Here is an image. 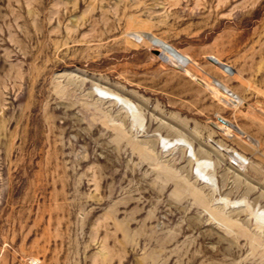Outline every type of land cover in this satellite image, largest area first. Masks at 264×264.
<instances>
[{
	"label": "rangeland",
	"instance_id": "rangeland-1",
	"mask_svg": "<svg viewBox=\"0 0 264 264\" xmlns=\"http://www.w3.org/2000/svg\"><path fill=\"white\" fill-rule=\"evenodd\" d=\"M263 212L264 0H0V264H264Z\"/></svg>",
	"mask_w": 264,
	"mask_h": 264
},
{
	"label": "bare ground",
	"instance_id": "bare-ground-1",
	"mask_svg": "<svg viewBox=\"0 0 264 264\" xmlns=\"http://www.w3.org/2000/svg\"><path fill=\"white\" fill-rule=\"evenodd\" d=\"M151 36V35H150ZM145 38V37H144ZM155 40V39H154ZM170 45V44H169ZM167 56V55H166ZM169 57V56H168ZM175 59V58H174ZM182 59V58H181ZM177 60V59H176ZM212 60L214 61V62H216V63H219L224 69H225V65H224V63L223 62H221L220 60H219V58H217L216 56H214V57H212ZM227 68V67H226ZM222 88H223V91L225 92V93H227V94H230L229 93V91H231L226 85H224V84H222L221 83V85H220ZM101 90V89H100ZM103 90V89H102ZM105 92V91H104ZM232 95H233V92L231 93ZM120 99V101H121V97L119 98ZM124 101V103L128 106V108L130 109V111L132 112V114H133V116H137L138 115V113H137V108H136V106L135 105H133L129 100H123ZM239 127V126H238ZM241 130V129H240ZM161 139H162V142H163V144L164 145H166V144H169V143H172L171 141H169V140H167V138L166 137H162L161 136ZM179 139H183V138H179ZM176 141V140H175ZM185 142V141H184ZM238 154V153H237ZM233 156H234V154H233ZM238 156H240V157H243L242 155H240V153H239V155ZM235 157V156H234ZM197 159V167H196V169H197V171L199 172V173H201V175L203 176V177H207L209 180H214V178L212 177V174H209L208 172H207V167H208V164L210 165V163H208L207 161H200L198 158H196ZM209 161V160H208ZM210 162V161H209ZM212 212V211H211ZM226 217V216H225ZM260 218H264V212L259 216ZM260 221V220H259ZM231 225V224H230Z\"/></svg>",
	"mask_w": 264,
	"mask_h": 264
}]
</instances>
